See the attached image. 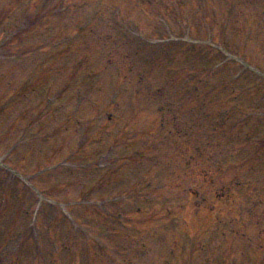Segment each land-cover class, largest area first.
<instances>
[{
	"label": "rangeland",
	"instance_id": "1",
	"mask_svg": "<svg viewBox=\"0 0 264 264\" xmlns=\"http://www.w3.org/2000/svg\"><path fill=\"white\" fill-rule=\"evenodd\" d=\"M13 1L0 0V158L70 205L76 223L44 202L33 223L24 210L35 199L16 198L14 174L0 173V200L8 197L0 264H264V77L233 81L229 58L194 40L217 41L264 70L261 1L254 14L234 16L212 0H153L148 10V0H74V8L47 0L49 17L33 0ZM203 5L205 28L192 30ZM186 12L191 19L174 16ZM234 108L252 118L243 125ZM221 119L231 120L223 134L212 129ZM172 123L179 130L168 135ZM170 146L196 157L197 182L164 162ZM233 178L250 187L235 189ZM221 182L238 191L222 202L231 210L225 234L203 205L212 201L205 185ZM151 210L164 218L151 224ZM26 224L34 236L24 238Z\"/></svg>",
	"mask_w": 264,
	"mask_h": 264
}]
</instances>
